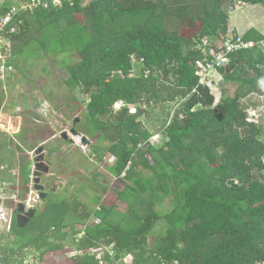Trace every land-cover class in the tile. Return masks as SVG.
<instances>
[{
	"label": "trees",
	"instance_id": "obj_1",
	"mask_svg": "<svg viewBox=\"0 0 264 264\" xmlns=\"http://www.w3.org/2000/svg\"><path fill=\"white\" fill-rule=\"evenodd\" d=\"M243 1L28 2L13 21L19 30L4 31L11 43L12 75H25L20 44L29 50L36 40L42 59L63 50L80 55L78 63L65 64L69 99L78 111L80 92L89 97L75 129L95 138L92 154L100 161L111 152L115 160L106 170L130 183L119 193L125 209L103 205L100 194L89 197L100 209L59 195L48 201L47 194L28 229L37 213L21 228L15 208L11 236L0 233V264H24L30 249L44 260L48 252L92 248L97 251L72 259L113 263L108 254L99 257L102 244L113 245L116 260L133 254L131 264H264V126L248 121L251 112L243 104L253 94L264 95L263 35L254 27L229 34L233 29L225 14L228 6ZM11 8L5 1L0 17ZM45 35L61 40L62 50L53 52ZM238 38L254 44L230 51L224 61L215 57L218 43ZM210 67L237 86L233 96L225 90L216 103ZM3 87L0 82V111L7 97ZM118 100L125 106L114 111ZM156 134L164 136L160 145L150 142ZM15 142L0 133V163H15L20 155L19 198L24 201L32 163L19 152L24 153L23 144L30 151L34 147ZM93 215L99 222L88 224ZM82 230L85 235L76 240Z\"/></svg>",
	"mask_w": 264,
	"mask_h": 264
},
{
	"label": "rangeland",
	"instance_id": "obj_2",
	"mask_svg": "<svg viewBox=\"0 0 264 264\" xmlns=\"http://www.w3.org/2000/svg\"><path fill=\"white\" fill-rule=\"evenodd\" d=\"M5 1L11 2L12 7H14L15 5L28 3L30 0H0V5ZM91 1L83 0V4L87 5ZM225 12V14L230 15L228 19L237 18L236 20L241 22V27L239 29L234 28L229 34H244L248 29L257 27L258 33L263 35V40L259 42V49L264 53V4H255L251 0H244L233 7L228 6ZM3 37L0 34V41L2 42L6 40ZM43 37L50 40L53 52L62 50L63 43L61 40L46 35ZM220 43H218L217 48H222V51H224V45ZM38 45L39 43L36 40L35 46H32L31 49L29 48V50L22 44L19 45L21 50L19 52L20 67L24 71L26 78H21L22 73L20 72L16 75L17 78L15 80L7 79L8 83L5 84V90L3 89L7 97L0 113V124L2 125L0 133L4 132L9 136L18 135V140H24L30 146L33 145L34 148L43 145L47 150H50V148L54 147L55 151H52L55 152L54 155L65 160V163L63 162L65 165L61 166V163H53L51 161L53 156L51 152L48 153V157H45V161L50 165L49 172H51L45 175L46 179L44 180L47 185L45 192L49 196L48 201L59 195L65 198L69 197L71 200L79 199V201L88 202L92 206L93 203L91 202L93 201L90 202L89 197L94 194H100L103 205H119L121 209H125L126 205L121 203L122 200H119V193L124 189L125 183H130V181L127 177L119 180L106 170V164L112 165L115 156L111 152H107L104 160L100 161L94 153L92 154V144L82 143L81 138L84 135L71 134L72 129L77 127L75 125L76 122H74L76 118H79V123L82 122L83 112L87 104L86 100L88 102L89 97L80 92L78 101L81 108L78 111L77 104L75 105V102L69 99L71 92L65 84V79L68 78L69 74L65 64L69 63V61L70 63H78L82 60L81 56L76 53L72 55L71 51L63 52V50L61 53H54L49 58L42 59L44 52L39 49ZM259 67L264 70V62ZM207 72L212 77L210 79L214 81V83H209V86L216 97V103L220 102L225 90L227 95L233 96L235 94L237 86L233 85L231 87L229 82L224 80L223 75L217 76L219 72L213 67L208 68ZM251 74L255 76L257 73L254 71ZM77 91L79 92V90ZM250 99L243 100V104L248 106L249 112L257 115V124L264 126V95L253 94ZM114 111H116L115 108ZM48 112L49 116L46 115ZM63 132L69 134L68 139H64L61 136ZM47 136L50 138L43 142ZM163 139V134H156L151 136L150 142L160 145ZM260 139L264 140V133L263 136H260ZM60 142L62 143L59 144ZM92 142L95 143V138L91 139ZM12 148L13 146H11ZM23 148L26 151L29 149L25 144H23ZM23 155L28 154L26 152ZM29 156L33 158L32 155ZM244 156L247 157V154ZM9 166L10 168L12 167L11 164ZM147 172L148 169H145V173ZM52 187L54 190H49ZM39 200L37 198L35 205L38 204ZM45 204L44 200H40L37 206V218L31 221L28 229L38 219ZM94 206L100 209L99 205ZM9 207L12 211V217H14V203L10 202ZM99 220L97 216L93 215L88 224L98 223ZM81 235L82 233L77 235L76 240L80 239ZM151 241V245H153V238H151ZM34 254L38 255V252L35 249H30L26 258ZM69 255V253H58L55 255V252H48L44 260L39 261V264H77L72 259V255ZM129 255L131 257H123L122 260L127 263H130V260L133 262V254Z\"/></svg>",
	"mask_w": 264,
	"mask_h": 264
},
{
	"label": "built area",
	"instance_id": "obj_3",
	"mask_svg": "<svg viewBox=\"0 0 264 264\" xmlns=\"http://www.w3.org/2000/svg\"><path fill=\"white\" fill-rule=\"evenodd\" d=\"M56 1H60V0H56ZM30 5L33 6L34 4L32 3ZM28 6H29L28 3L16 5L12 7L5 15H3L0 18V34L2 35V37L4 35V31H6V29H8L9 26H11L9 30L10 33H16L19 30L18 29L19 26L17 25L18 23L13 24V21L18 16V14H20L22 10H26ZM3 38H5V36ZM222 44L224 45L223 47L225 48V50L222 51V48H221L219 52L217 53L216 58L218 60L224 61V58L227 57V54L230 51H234L242 47L252 46L254 43L246 42L244 40H241V38H238L236 41H233L232 39H230V40L222 42ZM10 47H11V43L7 39L4 40V42L0 41V77L1 79H5V81H7L8 78H11V80H15L17 78L16 76L12 75V73L15 72L13 65L8 64V60H9L8 57L10 56L8 55V53L10 51ZM3 48L6 49L5 53L2 50ZM212 53H214V51H212ZM208 83H211V81H209ZM5 84L6 82L4 83V87H3L4 90H5ZM124 106H125V102L123 100H119L115 103L114 108L116 111H118V110H121ZM130 108L132 109L133 112L136 111L135 105H130ZM44 110H47V109H44ZM46 115H48V113H46ZM0 128H2L1 124H0ZM33 154H34V151L31 152V155ZM6 169H7V165H4V164L0 165V170H6ZM33 178L34 176L31 175L32 181H31L30 193L33 194V197H29V199L26 201V204L28 205V207L33 206L38 198V196L36 197L34 196L35 191L33 189V185H34ZM17 201H18V193L9 192V183L7 182L0 183V230L5 231V230L10 229L13 217H12V211L10 210L9 206H10V202H13L16 207ZM112 246L113 245L102 244V246L98 249L100 250L98 252L99 257L104 258L108 254L111 257L114 264H131L132 260L129 261L130 263H127L126 261H123L122 259L116 260L115 251ZM95 250L97 251V249H94V248L87 249V250H76V251H73L74 253L70 252L69 254L72 256L73 255H83L86 253H93ZM125 257H131V255L128 254ZM24 263L25 264H39V260L36 259L33 255H30L28 258L24 260Z\"/></svg>",
	"mask_w": 264,
	"mask_h": 264
},
{
	"label": "water",
	"instance_id": "obj_4",
	"mask_svg": "<svg viewBox=\"0 0 264 264\" xmlns=\"http://www.w3.org/2000/svg\"><path fill=\"white\" fill-rule=\"evenodd\" d=\"M79 118H76L75 122H78ZM71 134L73 135H79L78 131L73 128L71 131ZM62 137L64 139H68V133L64 132L62 134ZM83 144H91V140L86 137L82 136L81 138ZM36 157H35V172H34V188L38 191V195L40 199H45L47 196V193L45 192V185L41 183V175L43 173H49L50 167L45 162V151L44 146L40 145L36 151ZM37 209L35 207L26 209V206L23 202H20L17 206V225L18 227L24 228L36 215Z\"/></svg>",
	"mask_w": 264,
	"mask_h": 264
},
{
	"label": "crops",
	"instance_id": "obj_5",
	"mask_svg": "<svg viewBox=\"0 0 264 264\" xmlns=\"http://www.w3.org/2000/svg\"><path fill=\"white\" fill-rule=\"evenodd\" d=\"M4 3V2H3ZM3 3L1 4V5H3ZM0 5V6H1ZM230 16V15H229ZM232 18V17H231ZM237 18H232V19H230L229 20V26H230V29H234V28H236V29H239L241 26H240V21H237L236 20ZM231 22H232V24H231ZM257 28V27H256ZM72 55L74 54V53H71ZM53 56V55H52ZM19 73V72H18ZM26 78V75H24V76H22L21 75V78ZM0 82H2V83H5L6 82V84L8 83L7 81H5V79H1V77H0ZM5 92V91H4ZM0 113H1V111H0ZM12 136H14L15 137V143H17V144H19V142H20V140H18L17 139V136L18 135H12ZM50 137L49 136H47L46 137V139L45 140H43V142L44 141H46V140H48ZM62 142H60L59 144H61ZM45 144V143H44ZM58 144V145H59ZM22 148H23V146H22ZM24 149V148H23ZM58 149V148H57ZM28 151H30V150H28ZM27 151V154L29 153ZM44 151H45V157L47 156L48 157V153H52L53 154V156L51 157V161L53 162V163H57V162H59V163H61V166H64L65 164V160L64 159H62V158H60V157H57V155H54V153L55 152H52V151H55V148L53 147V148H50V150H47L45 147H44ZM20 154H22V156H26V155H23L24 153H21V152H19ZM49 155H51V154H49ZM19 157H20V155L19 154H17V158H16V161H15V163H11V168H10V164L9 163H0V164H8L7 166L9 167V169L8 170H0V183H3V182H7V183H9V192H13V193H19V190H20V173H21V169H20V159H19ZM46 162V164L50 167V165H49V163L47 162V161H45ZM64 162V163H63ZM49 173H51V172H49ZM49 173H43L42 175H41V182L45 185L46 184V182L44 181L45 179H46V177H45V175L46 174H49ZM52 189H54L53 187H52ZM59 192V191H58ZM30 197H33V194L32 193H30ZM11 226H12V222H11ZM0 233H5V234H7L8 236L10 235L11 236V227H10V229H8V230H5V231H2V230H0Z\"/></svg>",
	"mask_w": 264,
	"mask_h": 264
},
{
	"label": "clouds",
	"instance_id": "obj_6",
	"mask_svg": "<svg viewBox=\"0 0 264 264\" xmlns=\"http://www.w3.org/2000/svg\"><path fill=\"white\" fill-rule=\"evenodd\" d=\"M16 6V5H15ZM248 41H250V42H253L254 43V41H252V40H248ZM223 42V41H222ZM215 57H217V56H215ZM217 76H222V74L219 72L218 74H217ZM223 77V76H222ZM119 101V100H118ZM115 105V104H114ZM50 114H49V112H48V115L47 116H49ZM248 121L249 122H251V121H257V115H255V114H252L251 113V116H249V118H248ZM64 133V132H63ZM79 133V132H78ZM62 136V135H61ZM68 136H69V134H68ZM73 140V139H72ZM39 147V146H38ZM38 147H35L32 151H34V154L32 155L33 156V158H31L29 155H31V152L32 151H28L29 153H28V155H26V156H28L29 157V160L31 161V163H32V166H31V169H32V174L31 175H33L34 176V172H35V157H36V153H35V151H36V149L38 148ZM25 150V149H24ZM29 150V149H28ZM27 151L25 150L24 151V153H26ZM0 165H2V164H0ZM4 165H6V164H4ZM9 169V167L7 166V169L6 170H8ZM34 179H35V176H34V178H33V184H35L34 183ZM31 176H30V186H29V193H28V197H27V199L26 200H24V201H22V200H20V198H19V193H18V201H17V205H16V209H17V206H18V204L20 203V202H23L24 204H25V206H26V209H30V208H33V207H35L36 209H37V206L39 205V202H40V200H42V199H40V197H39V195H38V191L34 188V185H33V189H34V191H35V193H34V196L36 197V196H38V198L40 199L39 200V202H38V204L37 205H35V203H34V205L33 206H31V207H28V205L26 204V201L29 199V197H30V190H31ZM42 183V182H41ZM43 184V183H42ZM44 185V184H43ZM47 189V185L45 184V190ZM50 190V189H49ZM47 197V196H46ZM44 200V199H43ZM15 211V209L13 210V212ZM37 213V212H36ZM82 233V235L80 236L81 238L85 235V232L83 231V232H81ZM80 233V234H81ZM79 235V234H78ZM76 250H87V249H68L67 251H65V252H62L61 254H67V253H70V252H73V251H76ZM128 255V254H127ZM36 259H38L39 261H40V259H39V257H38V255H33ZM75 256H78V255H73V256H71L72 258L73 257H75ZM60 257V256H59ZM25 264V263H24ZM110 264V263H109Z\"/></svg>",
	"mask_w": 264,
	"mask_h": 264
},
{
	"label": "flooded vegetation",
	"instance_id": "obj_7",
	"mask_svg": "<svg viewBox=\"0 0 264 264\" xmlns=\"http://www.w3.org/2000/svg\"><path fill=\"white\" fill-rule=\"evenodd\" d=\"M75 122V121H74ZM79 123V122H78ZM77 122H76V124L75 125H77L78 124ZM79 132V131H78ZM79 135H81V134H79Z\"/></svg>",
	"mask_w": 264,
	"mask_h": 264
}]
</instances>
